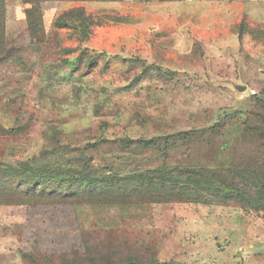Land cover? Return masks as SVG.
I'll use <instances>...</instances> for the list:
<instances>
[{"label":"rangeland","instance_id":"obj_1","mask_svg":"<svg viewBox=\"0 0 264 264\" xmlns=\"http://www.w3.org/2000/svg\"><path fill=\"white\" fill-rule=\"evenodd\" d=\"M0 264H264V23L0 0Z\"/></svg>","mask_w":264,"mask_h":264},{"label":"crops","instance_id":"obj_2","mask_svg":"<svg viewBox=\"0 0 264 264\" xmlns=\"http://www.w3.org/2000/svg\"><path fill=\"white\" fill-rule=\"evenodd\" d=\"M217 5H226L248 19L264 23V0H212Z\"/></svg>","mask_w":264,"mask_h":264},{"label":"trees","instance_id":"obj_3","mask_svg":"<svg viewBox=\"0 0 264 264\" xmlns=\"http://www.w3.org/2000/svg\"><path fill=\"white\" fill-rule=\"evenodd\" d=\"M236 176H237V178H239V176H238V173H236ZM89 178H91V177H89ZM89 178H87L86 177V184H87V182H91V184H93L95 181H94V179H89ZM177 178L178 177H176V178H172V179H168V182H170L171 184H173V185H180V186H189V187H191V188H196L197 187V185L199 184L198 183V181H196L194 178H192L191 176H188V180L189 181H177ZM107 179V178H106ZM216 181H218L219 182V184H221V185H216V186H214L213 188H217V189H220V188H223L222 190L224 191V190H231L229 187H224L225 186V183H224V181L223 180H218V179H216V178H214ZM99 181V180H98ZM118 180H115V179H111L109 182V185H119V187H121V185L117 182ZM100 183L102 182V181H99ZM231 186H233V185H231ZM109 188H111V187H109ZM115 189H117V188H115ZM114 188L112 189V190H115ZM250 204H252L253 206H256V203H255V201L253 200V199H251V201H250Z\"/></svg>","mask_w":264,"mask_h":264},{"label":"built area","instance_id":"obj_4","mask_svg":"<svg viewBox=\"0 0 264 264\" xmlns=\"http://www.w3.org/2000/svg\"><path fill=\"white\" fill-rule=\"evenodd\" d=\"M256 93V91L255 90H251V94H255Z\"/></svg>","mask_w":264,"mask_h":264},{"label":"water","instance_id":"obj_5","mask_svg":"<svg viewBox=\"0 0 264 264\" xmlns=\"http://www.w3.org/2000/svg\"><path fill=\"white\" fill-rule=\"evenodd\" d=\"M245 87L243 86V87H241L240 89H244Z\"/></svg>","mask_w":264,"mask_h":264}]
</instances>
